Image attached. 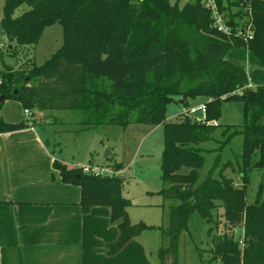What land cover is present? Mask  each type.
Returning a JSON list of instances; mask_svg holds the SVG:
<instances>
[{
    "label": "trees",
    "instance_id": "1",
    "mask_svg": "<svg viewBox=\"0 0 264 264\" xmlns=\"http://www.w3.org/2000/svg\"><path fill=\"white\" fill-rule=\"evenodd\" d=\"M226 1V7L223 0L217 3L230 35L215 29L202 0H188L182 6L179 0L174 5L169 0L4 1L0 20V39L7 40L0 50L3 101L14 99L31 114L38 107L80 111L84 129L106 124L162 126L161 179L170 185L159 193L179 204L170 207L168 227L161 229L169 244L160 249L159 264H179V237L193 214L218 228L220 219L212 212L220 208L225 230L214 234L209 229L210 256L205 259L199 252L201 264H264L262 182L253 203L246 201L251 173L264 170V86L249 87L245 71L225 59L231 49L245 48L264 67V0ZM242 4L251 11L252 37L247 43L235 35L238 21L246 14L229 12L231 6ZM22 5L28 10L13 17ZM55 23L62 27L63 45L44 64L36 66L29 60L18 67L5 64V57L18 63L23 47L36 45L44 29ZM94 80L106 81L108 90L97 89ZM198 96L208 99L205 123L191 121L187 115L167 121L170 103L182 100L187 105V100ZM224 100L241 102L243 107L242 125L223 131L229 137H243L236 171L241 185L236 187L221 171L219 179L209 175L196 187L203 166L200 145L216 131L218 125L208 122H218ZM29 122L0 121V133L25 128ZM52 166L64 184L80 188L82 213L94 206L110 208V221L119 235L106 246L108 255L155 228L130 222V201L122 196L124 178L92 177L57 160ZM111 166L120 169L118 163ZM236 230H240L237 235Z\"/></svg>",
    "mask_w": 264,
    "mask_h": 264
},
{
    "label": "rangeland",
    "instance_id": "2",
    "mask_svg": "<svg viewBox=\"0 0 264 264\" xmlns=\"http://www.w3.org/2000/svg\"><path fill=\"white\" fill-rule=\"evenodd\" d=\"M5 0H0V20L3 16ZM174 5L177 0H169ZM188 0H179L182 6ZM233 1V0H229ZM224 6L227 1L223 0ZM28 10L22 5L13 17H18ZM229 12L242 11L244 8L231 6ZM242 23V21H241ZM239 24V22H238ZM6 37L1 36L0 44L6 45ZM63 31L61 25L55 23L46 27L36 45L23 47L24 55L19 57L16 65L26 63L27 60L36 66L44 64L62 47ZM97 89L108 90L109 84L104 80H94ZM176 100L167 106V118L175 122L179 117L208 102L207 97L198 96L187 100V105ZM13 119L18 121L21 117L26 119L21 103L14 99H7L0 103V119ZM35 118L34 129L46 138V144L55 157L64 163H82L81 166L116 165L120 164L124 187L122 196L130 201L127 208L130 222L136 224L143 222L155 227L141 233V238L153 254V260L159 262L158 253L161 248L169 244V238L161 229L168 227V214L172 206L179 204L178 200L163 199L160 190L170 184L161 179V158L164 147V134L162 126H146L130 124L125 127L118 125H99L95 128L83 129L80 122V111H48L44 114L39 109L32 111L30 118ZM191 121L202 117L201 112L189 114ZM244 121L242 103L234 100H224L220 105V117L217 129L211 139L201 144L203 149V166L199 170L195 186L201 185L209 175L215 179L223 175L231 177L236 187L241 185L240 176L237 174L241 162L243 137L240 134L229 137L224 135L226 127H239ZM108 155L109 159L105 158ZM226 163H229L226 165ZM264 187V170H254L250 175V184L246 193L248 204L253 203L260 183ZM213 215L220 219L218 228L214 224L205 223L200 216L193 214L187 221V228L179 237L178 254L179 264H201L199 252L205 259L209 258L208 250L211 248V239L208 231L212 228L214 234L223 233L225 227L218 215L222 209L214 210ZM240 230H236V235ZM207 251V252H206Z\"/></svg>",
    "mask_w": 264,
    "mask_h": 264
},
{
    "label": "crops",
    "instance_id": "3",
    "mask_svg": "<svg viewBox=\"0 0 264 264\" xmlns=\"http://www.w3.org/2000/svg\"><path fill=\"white\" fill-rule=\"evenodd\" d=\"M225 59L245 71L249 87L264 86V67L248 50L231 49ZM34 119L25 128L0 133V264H159L141 235L117 254H107L106 246L119 235L110 208L82 213L80 188L64 184L52 166L54 160L70 168L82 163L57 159L34 129Z\"/></svg>",
    "mask_w": 264,
    "mask_h": 264
},
{
    "label": "built area",
    "instance_id": "4",
    "mask_svg": "<svg viewBox=\"0 0 264 264\" xmlns=\"http://www.w3.org/2000/svg\"><path fill=\"white\" fill-rule=\"evenodd\" d=\"M202 4L205 7V9L210 13L211 19L213 21V26L215 29L226 35L231 34V30L226 26L225 24V18L224 13L219 11V6L217 3V0H202ZM249 5L244 6L242 4V8H244L243 13L246 14L243 19L239 20V27L236 29V36H241L245 43H247L248 40L252 37V25H251V11L248 7ZM242 21V23H241ZM3 48V46L0 44V50ZM1 62V57H0ZM239 94V92H238ZM201 112L202 117L198 120V122L205 123L206 122V106L205 104L198 106L195 109H192L190 112H186L185 115H189L195 112ZM24 115L26 116V119H30L31 112L29 110H24ZM197 121V120H195ZM208 124L211 125H217L216 121H210ZM79 169L81 172L85 175H89L92 177H122V170H116L113 166L110 165H95L93 163H89L84 166H80Z\"/></svg>",
    "mask_w": 264,
    "mask_h": 264
},
{
    "label": "water",
    "instance_id": "5",
    "mask_svg": "<svg viewBox=\"0 0 264 264\" xmlns=\"http://www.w3.org/2000/svg\"><path fill=\"white\" fill-rule=\"evenodd\" d=\"M3 33H4V31L1 30V34H3ZM4 61H5V64H6V65H10V64L14 61V59H12V58H10V57H5ZM27 80H28V79H26V82H27ZM13 93H14V94H17L16 91H14ZM3 100H4V97L1 96V97H0V102L3 101ZM180 103L182 104L183 101L181 100ZM38 109L41 110L40 107H38ZM105 158L107 159V158H108V155H105ZM77 178H78V176H77Z\"/></svg>",
    "mask_w": 264,
    "mask_h": 264
}]
</instances>
